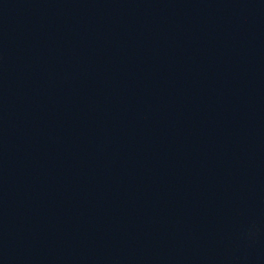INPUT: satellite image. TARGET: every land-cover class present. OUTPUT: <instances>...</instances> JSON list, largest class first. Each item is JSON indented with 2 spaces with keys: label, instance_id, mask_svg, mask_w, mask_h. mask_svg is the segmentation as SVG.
Segmentation results:
<instances>
[{
  "label": "water",
  "instance_id": "1",
  "mask_svg": "<svg viewBox=\"0 0 264 264\" xmlns=\"http://www.w3.org/2000/svg\"><path fill=\"white\" fill-rule=\"evenodd\" d=\"M0 264H264V0H0Z\"/></svg>",
  "mask_w": 264,
  "mask_h": 264
}]
</instances>
